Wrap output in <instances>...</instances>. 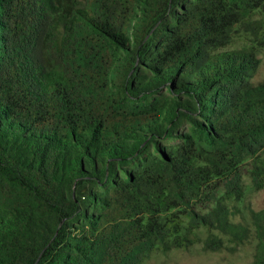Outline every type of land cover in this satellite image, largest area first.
Here are the masks:
<instances>
[{"label":"trees","instance_id":"obj_1","mask_svg":"<svg viewBox=\"0 0 264 264\" xmlns=\"http://www.w3.org/2000/svg\"><path fill=\"white\" fill-rule=\"evenodd\" d=\"M262 49L264 0H0V264H264Z\"/></svg>","mask_w":264,"mask_h":264},{"label":"rangeland","instance_id":"obj_2","mask_svg":"<svg viewBox=\"0 0 264 264\" xmlns=\"http://www.w3.org/2000/svg\"><path fill=\"white\" fill-rule=\"evenodd\" d=\"M259 57L261 64L256 79H264V49ZM251 205L256 208L264 207V188L250 194ZM253 242L245 243L235 250L223 249L221 252L204 251L201 245L189 250H171L167 253L153 254L144 264H209L214 262H227L231 264H251L254 253Z\"/></svg>","mask_w":264,"mask_h":264}]
</instances>
